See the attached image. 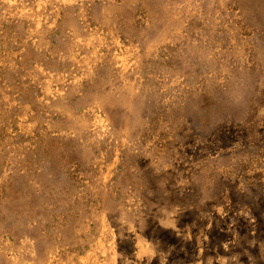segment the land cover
<instances>
[{"label":"rangeland","instance_id":"1","mask_svg":"<svg viewBox=\"0 0 264 264\" xmlns=\"http://www.w3.org/2000/svg\"><path fill=\"white\" fill-rule=\"evenodd\" d=\"M169 214L264 247V0H0V264Z\"/></svg>","mask_w":264,"mask_h":264},{"label":"crops","instance_id":"2","mask_svg":"<svg viewBox=\"0 0 264 264\" xmlns=\"http://www.w3.org/2000/svg\"><path fill=\"white\" fill-rule=\"evenodd\" d=\"M67 21H70L67 19ZM68 29H70L68 27ZM48 53V49L45 51ZM185 216V215H184ZM183 215L169 214V216H120L108 217L103 224H87L76 228L80 236L97 232L92 243L85 246V242H76L75 245L53 251L54 255H70L60 258L55 257V264H235L237 258L223 260L222 245L209 250L207 242V221L202 224L190 223ZM103 217V216H102ZM186 217V216H185ZM88 219V218H87ZM113 219L115 222L113 223ZM89 222V221H88ZM91 223V222H89ZM86 232V233H84ZM84 233V234H83ZM79 236V237H80ZM110 237V238H109ZM105 239V241H103ZM182 243L181 248L177 241ZM217 238H215V241ZM241 241H238V244ZM196 246V259L186 261L185 255H191L185 245ZM241 245H236L240 248ZM187 250V252H186ZM52 254V252H51ZM247 254L253 256L251 264H264V247L257 243L249 246ZM177 255V260L172 256ZM238 256V255H236ZM51 260L42 264H52ZM250 260H248L249 262Z\"/></svg>","mask_w":264,"mask_h":264}]
</instances>
